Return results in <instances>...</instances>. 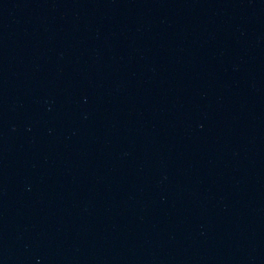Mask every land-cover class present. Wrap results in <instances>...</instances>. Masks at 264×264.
Instances as JSON below:
<instances>
[{
  "label": "water",
  "instance_id": "obj_1",
  "mask_svg": "<svg viewBox=\"0 0 264 264\" xmlns=\"http://www.w3.org/2000/svg\"><path fill=\"white\" fill-rule=\"evenodd\" d=\"M0 264H264V0H0Z\"/></svg>",
  "mask_w": 264,
  "mask_h": 264
}]
</instances>
